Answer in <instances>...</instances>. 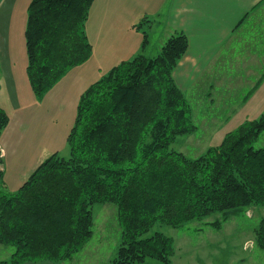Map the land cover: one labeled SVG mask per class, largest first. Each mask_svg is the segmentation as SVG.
Returning a JSON list of instances; mask_svg holds the SVG:
<instances>
[{
  "label": "trees",
  "instance_id": "obj_1",
  "mask_svg": "<svg viewBox=\"0 0 264 264\" xmlns=\"http://www.w3.org/2000/svg\"><path fill=\"white\" fill-rule=\"evenodd\" d=\"M95 0H31L25 30L27 76L43 99L75 67L90 60L86 25ZM148 42L144 36V45ZM175 33L159 55L114 66L80 96L67 136L68 158L53 153L16 193L5 188L0 151V245L15 251L0 264H63L93 237L96 204L117 208L121 245L109 264H171L174 240L158 224L181 228L213 214L220 228L251 207H264V114L244 121L196 159L172 149L197 126L174 79L188 50ZM10 116L0 106V137ZM264 250V219L255 231Z\"/></svg>",
  "mask_w": 264,
  "mask_h": 264
},
{
  "label": "rangeland",
  "instance_id": "obj_2",
  "mask_svg": "<svg viewBox=\"0 0 264 264\" xmlns=\"http://www.w3.org/2000/svg\"><path fill=\"white\" fill-rule=\"evenodd\" d=\"M24 9L20 6L12 17L11 25L4 26L5 30L0 32V106L10 116V124L0 137L8 153L4 160L7 185L4 190L8 193H16L32 168L53 153L58 152L65 158L70 156L67 136L75 124L79 98L92 83L107 74L101 72L103 68L98 69L100 65H97L95 58L91 60V56L85 64L70 70L43 99L36 98L27 76V7L21 14ZM144 26L149 33V26ZM150 35L152 41L146 55L155 57L160 54L161 27L156 26ZM182 91L192 107V120L197 131L178 137L172 149L196 159L214 146L209 135L225 122L226 116L231 115L227 111L230 107L228 105L227 109H222L208 105L211 97L198 96L196 89ZM223 93L220 91L216 97L218 101L223 103L232 98L234 103L231 105L235 104L236 107L248 96L243 91L234 97ZM260 112L258 118L264 114V110ZM254 147H264V132ZM93 212L92 239L73 260L63 264H109L116 258L122 236L117 208L113 204H96ZM262 219L264 207L254 206L243 215L230 218L220 228L207 224L222 220V214L218 213L181 228L158 224L147 236L161 232L174 240L175 254L171 264H264V250L258 248L255 242V231ZM14 251L13 247L0 245V261L8 260ZM147 263L162 264L151 259Z\"/></svg>",
  "mask_w": 264,
  "mask_h": 264
},
{
  "label": "crops",
  "instance_id": "obj_3",
  "mask_svg": "<svg viewBox=\"0 0 264 264\" xmlns=\"http://www.w3.org/2000/svg\"><path fill=\"white\" fill-rule=\"evenodd\" d=\"M30 2L0 0V32L11 25L20 6L26 9ZM156 26L162 33L160 52L175 33L182 32L188 38V50L173 74L179 88H193L198 96L211 97L208 105L230 107L227 111L231 115L209 135L211 143L220 144L244 121L258 118L264 110V0H95L86 25L89 41L95 47L91 60L95 58L98 69L107 73L140 54L150 57L146 52L152 41L150 32ZM220 91L225 96H238L242 91L248 96L244 95L245 100L236 107L231 105L232 98L219 102L216 97ZM0 151L4 169L8 153L1 142ZM42 162L32 168L29 176Z\"/></svg>",
  "mask_w": 264,
  "mask_h": 264
}]
</instances>
